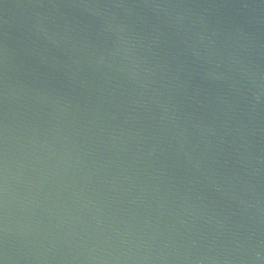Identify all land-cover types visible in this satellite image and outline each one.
Masks as SVG:
<instances>
[{
    "label": "water",
    "instance_id": "95a60500",
    "mask_svg": "<svg viewBox=\"0 0 264 264\" xmlns=\"http://www.w3.org/2000/svg\"><path fill=\"white\" fill-rule=\"evenodd\" d=\"M0 264H264V0H0Z\"/></svg>",
    "mask_w": 264,
    "mask_h": 264
}]
</instances>
